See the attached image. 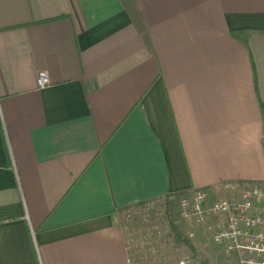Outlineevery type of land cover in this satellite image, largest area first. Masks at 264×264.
<instances>
[{"label": "crops", "instance_id": "obj_1", "mask_svg": "<svg viewBox=\"0 0 264 264\" xmlns=\"http://www.w3.org/2000/svg\"><path fill=\"white\" fill-rule=\"evenodd\" d=\"M258 184L264 0H0V264H177L180 198ZM159 200L177 249L127 251Z\"/></svg>", "mask_w": 264, "mask_h": 264}, {"label": "built area", "instance_id": "obj_2", "mask_svg": "<svg viewBox=\"0 0 264 264\" xmlns=\"http://www.w3.org/2000/svg\"><path fill=\"white\" fill-rule=\"evenodd\" d=\"M50 84L45 73L37 76V88ZM181 218L186 222L217 220L214 244L222 247L227 256H237L239 264H264V184L242 189L238 199L206 205V192L197 190L179 199ZM140 207L138 212L126 208L120 217L125 230V245L129 252L153 257L172 249L169 222L163 210ZM192 239L193 234H187ZM177 264H190L179 258Z\"/></svg>", "mask_w": 264, "mask_h": 264}, {"label": "rangeland", "instance_id": "obj_3", "mask_svg": "<svg viewBox=\"0 0 264 264\" xmlns=\"http://www.w3.org/2000/svg\"><path fill=\"white\" fill-rule=\"evenodd\" d=\"M168 205V201L167 200H159V201H155L152 203H146V204H142V205H136L133 207H129L132 208L130 210H133L135 212H138L140 209V207H154L153 210L151 211H159V210H163V213L165 212V207ZM124 210V209H123ZM118 211V218L120 221V217L121 215H124V211ZM213 237V235H211ZM210 236H206L204 237V244L202 243L199 246H193L190 248V250L188 249V251H185L186 249V245L185 242L183 243L184 245H182V248H180L181 253L179 251V258H184L185 260H187L190 264H239V259L238 257L235 256H227L222 247L219 245H216L213 243L212 238H209ZM208 238V239H207ZM206 240V241H205ZM172 249L170 250V252H174L177 248L176 244L174 242H172ZM184 253V254H183Z\"/></svg>", "mask_w": 264, "mask_h": 264}]
</instances>
